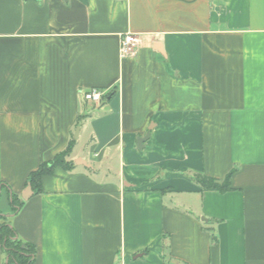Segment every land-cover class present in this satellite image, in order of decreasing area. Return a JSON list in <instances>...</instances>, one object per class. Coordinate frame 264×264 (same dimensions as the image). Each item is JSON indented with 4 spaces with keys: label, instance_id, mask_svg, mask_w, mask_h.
<instances>
[{
    "label": "crops",
    "instance_id": "0c3cea01",
    "mask_svg": "<svg viewBox=\"0 0 264 264\" xmlns=\"http://www.w3.org/2000/svg\"><path fill=\"white\" fill-rule=\"evenodd\" d=\"M0 213L35 264H264V0H0Z\"/></svg>",
    "mask_w": 264,
    "mask_h": 264
},
{
    "label": "trees",
    "instance_id": "16d2710c",
    "mask_svg": "<svg viewBox=\"0 0 264 264\" xmlns=\"http://www.w3.org/2000/svg\"><path fill=\"white\" fill-rule=\"evenodd\" d=\"M76 141H70L66 151L58 156L49 164H42L37 172L30 176L29 183L40 189L42 177L50 174L56 168L71 169L72 162H68L67 158L73 153ZM232 176L230 172L224 179H216L204 174H194L191 179L194 180L204 191L227 192L232 189ZM10 202L13 207L14 215L18 214L24 205V201L10 191ZM13 216H7L0 213V237L2 240V251L5 255V264H35L36 247L30 243L24 242L18 236L11 220Z\"/></svg>",
    "mask_w": 264,
    "mask_h": 264
},
{
    "label": "built area",
    "instance_id": "2783aa9c",
    "mask_svg": "<svg viewBox=\"0 0 264 264\" xmlns=\"http://www.w3.org/2000/svg\"><path fill=\"white\" fill-rule=\"evenodd\" d=\"M139 36L133 33H127L122 37L121 55L124 58L132 57L136 54L139 47ZM85 102H91L97 106H102L107 93L105 90L93 88L82 93Z\"/></svg>",
    "mask_w": 264,
    "mask_h": 264
},
{
    "label": "water",
    "instance_id": "95a60500",
    "mask_svg": "<svg viewBox=\"0 0 264 264\" xmlns=\"http://www.w3.org/2000/svg\"><path fill=\"white\" fill-rule=\"evenodd\" d=\"M149 137H150V133H148L146 137H144V138H140V139L138 140L137 145H138V149H139V150H142V149L144 148V144H145L146 141L149 139ZM76 163H77V164L82 163L83 165L88 166V165L86 164V162L83 161V160H81V159L76 160ZM27 193H28V194H29V193L32 194V191H31V188H30V187L28 188ZM24 199L27 200V199H28V196L24 195Z\"/></svg>",
    "mask_w": 264,
    "mask_h": 264
},
{
    "label": "rangeland",
    "instance_id": "374dc122",
    "mask_svg": "<svg viewBox=\"0 0 264 264\" xmlns=\"http://www.w3.org/2000/svg\"><path fill=\"white\" fill-rule=\"evenodd\" d=\"M90 138H87L86 140H82L79 144V150L84 151L85 147H87L90 143Z\"/></svg>",
    "mask_w": 264,
    "mask_h": 264
}]
</instances>
